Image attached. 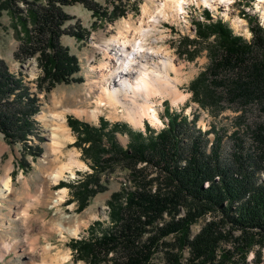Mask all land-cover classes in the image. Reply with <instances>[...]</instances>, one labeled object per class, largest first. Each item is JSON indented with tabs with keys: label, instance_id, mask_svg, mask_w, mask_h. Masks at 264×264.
<instances>
[{
	"label": "trees",
	"instance_id": "obj_1",
	"mask_svg": "<svg viewBox=\"0 0 264 264\" xmlns=\"http://www.w3.org/2000/svg\"><path fill=\"white\" fill-rule=\"evenodd\" d=\"M76 3L100 13L93 0H0V15L8 11L15 27L24 33L16 55L25 58L40 54L39 84L46 90L62 82L83 81L76 76L81 69L79 57L61 41L66 33L84 37L73 27H64L72 19L65 6ZM244 14L250 21L251 40L236 34L223 18L213 19L209 10L205 17L211 22L195 21L201 39L214 37L213 59L208 71L200 73L190 86L197 100L219 103L227 98L244 108L256 105L264 113V25L258 17L246 11ZM38 102L37 93L23 74L13 73L0 58V132L9 143H22L34 157L43 151L40 145L30 143L31 136L39 137L35 118ZM166 115V126L159 131L148 126L147 135L127 123H110L103 117L100 126L68 118L78 134L75 145L84 144V153L98 172L126 163L138 184L136 190L113 193L109 202L112 228L100 237L93 234L75 240L73 248L89 264H98L114 252L123 256L116 264H155L152 255L160 238L176 232L174 242L165 243L177 249L168 251V264H182L179 250L185 246L190 248L187 264H246L249 250L255 244L264 246V119L250 127L249 146L235 132V149L227 161L220 135L208 150V132L197 129L195 121L169 108ZM117 132L129 134L126 148L116 139ZM149 165L155 166V176L144 173ZM92 178L88 176L81 182L82 189L77 190L80 207L96 192L89 187L91 183L104 189L98 179ZM153 183L157 184L155 188ZM58 186L67 183L61 181ZM182 207H186V215L177 217ZM165 214L170 215L169 220ZM208 214L212 218L192 235V225ZM236 230L240 231L237 236L233 234ZM230 239L234 249L220 250L221 243Z\"/></svg>",
	"mask_w": 264,
	"mask_h": 264
},
{
	"label": "rangeland",
	"instance_id": "obj_2",
	"mask_svg": "<svg viewBox=\"0 0 264 264\" xmlns=\"http://www.w3.org/2000/svg\"><path fill=\"white\" fill-rule=\"evenodd\" d=\"M93 1L100 13H95L94 10L82 3L65 6V11L72 16V19L64 27H73L84 37L66 33L63 34L61 41L64 46L70 48L73 54L79 57L81 69L76 73V76L83 77V81L58 83L50 90H46L39 84V77L42 74L40 54L25 58H22L23 54L20 57L17 56L16 54L23 45L24 33L19 32L20 27H15L8 11H4L0 15V58L13 73H22L31 90L39 97V111L35 114V118L40 138L31 136L33 140H30V143L40 145L43 149L37 157H34L23 149L22 143L11 144L0 132V146L5 147L0 152V185L3 184L2 179L7 169L10 176V186L3 194H0V264H89L86 260L80 259L72 244L75 240L88 239L93 234L100 237L105 231L112 228L113 221L110 218L109 202L112 200L113 193L133 191L138 187L126 163L119 162L113 165L112 169L97 171L91 157H87L84 153V144L82 147L75 145L78 134L69 125V117L95 126H100V119L103 117L110 123H127L133 130L142 131L147 135L149 133L148 126L153 131H159L166 126L168 122L166 114L167 108H169L171 112L182 113L192 122L195 121L197 129L208 132V150L216 137L220 135L222 137V155L227 161L231 159L235 149V132L238 131L243 144L249 146L252 143L250 127H255L258 122L264 119V113L256 105L244 108L238 103H230L227 98L219 103L197 100L195 92L190 86L200 73L208 71L213 59L211 45L214 42V37L212 36L209 40L201 39L198 36L195 21L211 22L209 18L205 17V11L209 10L213 19L223 18L230 23L236 34L251 40L253 33L250 29L249 18L244 14V11L258 17L264 25V11L260 9L259 0H225L216 7L192 2L186 5L182 18L177 20L174 18L160 19L155 23V28L147 26L153 27L154 23H152L153 19L145 16L143 21L145 28H149L150 32L153 31L148 37L146 47L152 48H146L144 56L138 55V61L133 65V69L130 72L118 74L115 82L117 86L121 77L134 78L140 63L148 60L152 65L163 58L165 53H168L177 68V71L170 70V77L177 78V80L174 79V84L185 97L177 103L173 102L170 96L160 97L162 102L160 103V100L157 102L162 120L160 125L157 126L146 119L144 126H136L125 118L114 116L109 108H102V112L93 120L86 116L78 117L71 109L84 107L80 105H84V101L86 102L87 99L89 100L88 104L92 108L95 107L97 88L91 89L90 82L93 79H99L97 67L105 59L101 44L119 32V22L129 20L134 24H139L143 16V6L147 0ZM157 3L159 0L150 2L152 7H155L154 5ZM118 8L120 9L118 10ZM237 22L242 26L237 27ZM109 47L110 54H120L117 44ZM153 48L163 49L162 54L154 53ZM114 58V63H116L117 57ZM89 90L92 91L91 94ZM201 91L203 93L202 89ZM42 113L49 117L40 118L38 115ZM59 114L66 116L73 139L66 141L62 145L61 151L55 153L52 150L50 126L53 128L55 125L52 117ZM110 127L111 125L108 126V128ZM116 139L125 148L130 142L128 133L117 132ZM75 150L78 151L77 158L84 161L88 167H75L74 172L76 173L72 177L68 172L62 179L56 180V171L63 162L66 163L69 160L70 154ZM24 163L25 166H23ZM140 165L145 166L144 163ZM144 173L150 174L151 177L156 175L157 170L154 165H149ZM88 176H93L92 180L98 179V185L104 189L99 190L96 182L91 183L89 187L96 189V192L86 200L84 207H80L81 200L76 196L77 190L82 189L81 182L83 183ZM261 178L264 181V174H261ZM61 181L66 182L67 186L58 188ZM153 185V188L157 186L156 183ZM62 189H66V191L60 192ZM61 195L64 196L63 200L58 201L57 199ZM185 215L186 207H182L177 217ZM211 218L212 215L208 214L194 223L191 227L192 235L198 233L206 221ZM165 219L169 220L170 215L165 214ZM97 221L100 223L98 224ZM233 234L237 236L240 231L236 230ZM147 236L148 234L143 239H146ZM175 238L176 232L160 238L152 255L153 263H169L171 254L168 251L176 252L177 249L165 243H172ZM223 248L233 250L232 239L222 242L220 250ZM220 250L218 251L219 255L222 252ZM179 251L182 255V264H187L190 248L185 246ZM234 258L238 260L239 255ZM122 259L123 256L120 253L114 252L98 264H116ZM246 264H264V246L255 244L254 248L249 250L246 255Z\"/></svg>",
	"mask_w": 264,
	"mask_h": 264
},
{
	"label": "bare ground",
	"instance_id": "obj_3",
	"mask_svg": "<svg viewBox=\"0 0 264 264\" xmlns=\"http://www.w3.org/2000/svg\"><path fill=\"white\" fill-rule=\"evenodd\" d=\"M151 1L147 0L143 6V16L139 24H134L129 20L119 22V32L115 36L104 40L101 44L105 59L97 67L99 79H93L90 82L91 89L93 87L97 88L95 107L92 108L88 104L89 100L87 99L86 102L84 101V105H80L84 107L71 109L78 117L83 118L86 116V118L93 120L102 112V108H109L114 116L125 118L136 126H144L146 119H149L153 124L158 126L162 123L159 109L157 108V102L160 100V97L170 96L175 103L185 97L176 88L174 84L175 78L170 77V70L177 71V68L168 53H165L163 58L152 65L146 58V61L140 63L138 66L137 75L134 78L121 77L117 86L115 78L120 73L130 72L134 67L133 65L138 61L137 56H144L145 49L152 48L146 47L148 37L153 33V31L150 32L149 28H155V23L159 22L160 19L174 18L177 20L182 18L186 5L192 2L199 5L204 4L216 7L225 0H159V3L154 5L155 7H152ZM258 4L260 5V9L264 11V0H259ZM145 16L153 19V27L147 25L149 28H145L143 22L146 18ZM236 24L237 27L242 26L239 22ZM113 44L119 46L120 54L109 53V46ZM162 50L160 48L152 49L156 54H162ZM114 57H117L116 63H114ZM89 92L91 94L92 91L89 90ZM159 102L161 103L162 101L160 100ZM38 116L42 119L49 117V115L44 113ZM52 119L55 121L53 128L50 126L52 150L58 153L61 151L62 145L66 141L72 140L73 136L70 133V128L64 114L53 116ZM4 149L5 147L0 146V152ZM77 154V150L73 151L70 154L69 160L66 163L63 162L55 173L56 180L62 179L68 172L71 173L72 177L76 173L74 172L75 167H88L84 161L77 158ZM2 180L3 184L1 183L2 185H0V194H3L10 186L8 169ZM65 191L66 189L60 190V192ZM63 197L61 195L57 200H63Z\"/></svg>",
	"mask_w": 264,
	"mask_h": 264
}]
</instances>
